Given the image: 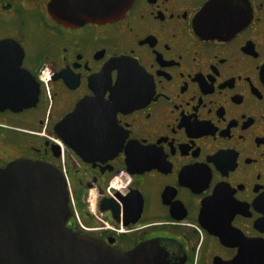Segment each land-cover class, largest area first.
Listing matches in <instances>:
<instances>
[{
	"label": "flooded vegetation",
	"instance_id": "1",
	"mask_svg": "<svg viewBox=\"0 0 264 264\" xmlns=\"http://www.w3.org/2000/svg\"><path fill=\"white\" fill-rule=\"evenodd\" d=\"M50 3L0 0V168L61 171L68 226L142 264H264V0Z\"/></svg>",
	"mask_w": 264,
	"mask_h": 264
},
{
	"label": "water",
	"instance_id": "2",
	"mask_svg": "<svg viewBox=\"0 0 264 264\" xmlns=\"http://www.w3.org/2000/svg\"><path fill=\"white\" fill-rule=\"evenodd\" d=\"M133 1L51 0L49 10L56 22L67 27L102 25L122 19ZM30 102L24 106L30 107ZM69 203L65 176L53 166L18 160L0 168V264L144 262L136 253L122 254L69 227Z\"/></svg>",
	"mask_w": 264,
	"mask_h": 264
}]
</instances>
